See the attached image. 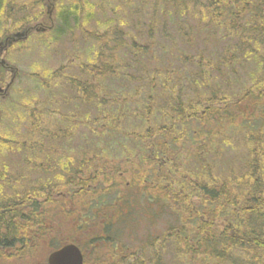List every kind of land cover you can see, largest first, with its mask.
Returning a JSON list of instances; mask_svg holds the SVG:
<instances>
[{"label": "rangeland", "instance_id": "1", "mask_svg": "<svg viewBox=\"0 0 264 264\" xmlns=\"http://www.w3.org/2000/svg\"><path fill=\"white\" fill-rule=\"evenodd\" d=\"M71 1L54 0V4L49 0L1 1L0 40L5 38L6 34L11 35L15 31L22 32L28 26L38 22L40 26L42 25L47 29L41 32L33 31L24 39L13 42L12 47L7 50V54H5L6 49L1 52L6 62L19 70V74L11 86L12 89L10 88L12 99L7 101V105H4L0 100V135L6 137L5 142L11 144L10 147L0 150L1 203L15 202L20 206L22 200L16 198V194L22 198H24L23 196L27 197L29 193L39 197V191L44 192L45 187L35 184L43 179L54 180V175L45 173L44 161L46 163L48 161L46 158L47 149L60 144V141H52L56 135H68V137L63 138L66 139L63 149L71 153L70 157L75 159L76 167L84 161L83 158L90 157L81 155L86 152L84 146L86 141L89 144H108L114 160L122 156L123 149H128V152L134 149L135 141L130 139L128 133L142 129V122L146 118L141 115L147 111V107L152 106L151 119H157L156 121L160 122L165 105H167L166 109H170L173 104L172 96L170 97L159 90L158 83H161L162 80L156 75L157 67L159 72H164L162 69H165L164 67L167 65L172 70L181 72L179 76L170 73H165V76L171 78L172 89H182L181 97L183 100L185 99L184 101L191 110L193 109L192 105L194 109H200L204 107L201 104L203 99L218 97L222 93H230L231 98L235 100L248 89L249 73L252 77L262 76L264 73V64L259 66L256 59H252L249 61L251 66L248 63V68L238 67L239 74L228 72L220 75L211 74L208 76L207 82L203 83L200 70L196 67L200 59L190 62L182 61V59L187 55L197 57V53L215 56L216 52L222 51L223 45H226L227 42L233 43L235 38L232 36L230 38L223 37L221 30L214 31L212 29L213 24L203 20L201 14L187 15V18L182 21L175 18L170 12H163L160 8L155 9L154 0H88L93 5L90 13L75 11L71 14L72 16L67 18L66 22H63L61 20L62 10L72 8ZM106 29H112V33L109 35L116 38V46L112 47L111 39L107 40L101 57L102 60L105 59L104 74L93 78V81L87 84L89 86L95 84L97 87L94 92L96 97L97 93H100L102 98L104 96L109 98L107 101L109 114L118 117L122 114V118L127 119V121L117 128H108L103 140L100 139L98 142V138L92 135L90 127L87 125L88 120L95 119L98 113L102 111V107L101 109L98 108L97 102L94 101L96 100V97L93 98L94 93L90 103L76 101V119H65V117L69 111L74 109L75 102H73L72 97L76 93L77 97H80L78 91L76 92V86H72L73 83L69 82L68 78H75L77 75L81 79L84 78L85 72L79 67V64L89 60L90 51L91 53L97 52V48L100 46L99 44L96 45L98 42L94 41V37ZM215 40L217 41L216 46L213 45ZM138 45L145 46V48L138 50ZM252 45L258 49L255 53L264 61V44L261 46L253 43ZM111 47L112 54H109L107 48ZM241 53L246 54L245 51H241ZM208 63L209 61L204 62V64ZM60 67H62L60 72L63 74L61 78L50 82L45 81L48 74H52ZM112 71L114 73L110 74ZM141 74L145 78V86L138 93L137 87L141 84L139 78ZM7 75L5 70L0 67V83L2 79L7 80ZM151 83L154 86L152 91L149 90ZM175 98L177 99V97ZM186 100L191 101L192 104ZM244 104L245 102H241L236 106V109L230 110L229 117L223 110L217 115L216 119H219L222 124L229 122V119H235V123L232 127L226 126L222 130V126L213 122L211 130L216 135L215 150L212 149L208 138L204 135L199 137V140L206 141L208 154L216 161L217 165L211 170L215 177L233 176L234 179H237L249 170L255 162L257 163L250 138L258 134V129L264 131V126L260 125V121L264 120L260 117L257 118L261 111L264 117V107L257 111H251L253 116L250 115L251 112H247L243 118L238 111H241ZM53 109H57L61 113L62 119L58 114H53L55 113L52 111ZM104 111L106 113V108ZM39 119L42 123L40 130H38L39 128H32L31 123L37 122ZM241 119H250V121L246 125H242ZM40 134H42L41 138ZM261 136H264V133ZM37 139L40 140V143L37 144L39 148L33 151L26 148H20L19 151L15 150L18 142L27 140L32 143ZM40 145L46 149L41 151ZM190 146L188 145L186 148ZM68 152L64 151V153ZM184 155L183 153L179 154L180 158L185 159ZM207 157L208 155H204L205 159ZM189 160L185 165L187 172L184 170L181 172L193 179L195 178L193 172L200 168L197 162ZM189 162L190 165H188ZM91 165L93 163L88 162L85 164V169L81 170L83 172L81 178L84 180L82 191L72 186L65 188L56 186L53 190L57 192L50 195L49 202H44L40 198L44 208L40 215H43L50 228L48 238L44 242H40V238L36 240L38 244L34 253L31 252L26 256L24 254L27 251H25L19 257L9 259L2 257L0 264H40L41 261L46 262L49 252L53 250L52 248L59 247L71 239L86 247V264H132L130 258H127L124 263H112L113 256L115 259L117 256L111 255L109 251L113 247L117 249L118 246L121 247L117 249L119 251L124 248L121 255L125 253L124 255L130 256L134 253L133 258L139 260L138 264H156L152 257L156 253L157 244L152 243V239L156 236L158 238L161 232L173 225L180 227V224L172 215L170 217L165 204L157 205L153 199H147L140 193L142 191L138 188L142 184L135 182V176L131 180V175L139 173L134 168L124 173L125 179L116 178L114 180L118 187H122V189L117 190V193L124 197L119 202L120 210L115 209L112 202L116 197L112 193V189L101 190L97 183H88L92 177ZM22 172L23 174H21ZM156 173L152 172L154 177ZM3 174L7 181L1 178ZM20 176L24 182L16 184L14 180ZM125 180H131L130 183L135 185L138 184V188L131 184L124 188L123 182ZM59 191H64V195L59 196ZM143 193L145 194V192ZM100 194L102 203L96 205L95 208L102 212L96 215L91 214L92 216L88 215L87 210L90 206L87 203H90V200L97 201V195L100 197ZM128 209H130V217H133L131 226L124 225L121 227L119 222L115 221L114 229H112L115 237L113 242L105 238L89 244L90 238L101 232L93 220L97 221L98 218H102V214L106 212L115 213L118 211L121 213ZM122 214L124 215L123 212ZM107 215L112 220L114 219L112 215ZM125 217L127 221L130 220L128 215ZM221 227L220 221L219 228ZM174 238H176L175 235L172 238L169 236L165 245L169 241H174ZM181 240L184 241L180 237L179 242H172L171 247L168 246L161 253L160 258L164 261L162 264H188L185 257V247ZM150 243L155 245L152 246ZM129 246L134 249L130 250Z\"/></svg>", "mask_w": 264, "mask_h": 264}, {"label": "trees", "instance_id": "2", "mask_svg": "<svg viewBox=\"0 0 264 264\" xmlns=\"http://www.w3.org/2000/svg\"><path fill=\"white\" fill-rule=\"evenodd\" d=\"M153 2L155 9L160 8L163 12H170L175 18L182 21L187 18V15L201 14L203 20L213 24L212 29L214 31L221 30L223 37L230 38L232 36L235 38L233 43L227 42L226 45H223L222 51L216 52L215 56L211 57L205 56L204 53H197V57L187 55L182 59V61L187 62L200 59L196 67L200 70L203 83L207 82L208 76L211 74L220 75L226 72L239 74L238 67L248 68V63L251 66L249 61L252 59H256L259 66L264 64V61L255 53L258 49L252 45L253 43L261 46L264 44V0H154ZM71 5L72 8L62 10L61 20L63 22H66L67 18L72 16L71 14L75 11L90 13L93 9L92 3L88 0H72ZM110 33H112V29H106L101 34L97 33L94 41L98 42L96 45L99 44L100 47L97 48V52L93 51L91 53L90 51L91 54H88L90 57L86 63L79 64L87 77L84 73V79L80 82L78 81L79 75L75 78H68L69 82L73 83L72 86L79 84L77 88L81 99L85 100L88 93L87 88L88 90L91 88L90 92L92 94L89 98L97 88L95 84L90 87L87 83H91L93 77L96 78L104 74L105 59L102 60L101 57L107 45V40L111 39V42H113L111 46H116V38L109 35ZM216 44L217 41L215 40L213 45L216 46ZM112 47L107 48L109 54H112ZM137 48L140 50L144 49L145 46L138 45ZM205 51L207 52V49ZM241 51H245L246 54H242ZM206 61H209V63L204 64ZM142 65H145V63H142ZM164 68L162 69L164 72H159V68H156V75L162 80L161 83H158L159 90L170 97L172 96L173 104L170 109H166L167 105H165L160 122L156 121L157 119H151L153 111L152 106L149 105L147 111H144L141 115L146 118L142 122V129L128 133L129 137L133 141L136 140V144H138L131 164L135 171L139 173L131 175V180L135 176V182L142 184L140 188L137 187V183V185L133 183H129V185H135L136 188L142 191L141 194L146 196L147 199H153L157 205L165 204L170 217L172 215L176 222L180 224V227L173 225L161 232L158 238L156 236L152 239V243L157 244L156 253L152 259L155 260L156 264H162L164 261L160 258L161 253L168 246L171 247L172 242H179L180 237H182L185 241L181 240L185 247V257L188 264H264V136H261L264 131L258 129V134L250 138L257 163L255 162L249 170L237 179H234L233 176L215 177L211 170L217 165L216 161L208 154L206 141L199 140L200 135H204L210 140L212 149L215 150L216 135L211 130L213 122H217L222 126V130L226 126L232 127L235 123V119H229L226 124L224 122L222 124L219 119H216L222 110L229 117L230 110L236 109L237 105L245 102L241 107V111H238L245 118L247 112L263 109L264 73L262 76L255 77H252L249 73L248 89L235 100L231 98L230 93H222L218 97L203 99L201 104L204 107L200 109H194L192 105L193 109L191 111L189 105L184 101L185 99L183 100L181 97V94H183L182 89H172L171 78L165 76V73L179 76L181 72L172 70L169 65ZM61 70L62 67L52 74H48L45 81L50 82L61 78L63 76ZM113 73L114 71L110 72V74ZM139 78L141 84L137 87L138 93L145 86L143 75L141 74ZM177 85L180 86L179 83ZM149 90H154L152 83ZM95 97L94 93L93 98ZM89 98L87 97L88 100ZM94 101L97 102L98 108L101 109L102 107V111L98 113L95 119L88 120L87 125L90 127L92 135L96 136L99 142L100 139L103 140L108 128H117L125 124L127 120L122 118V114L119 116L120 118L109 114V109L105 113V106L109 105L105 102L109 101V98H105V96L102 98V95L97 93ZM186 101L192 104L191 101ZM250 115L253 116L254 114L251 112ZM258 117L264 120L262 111L259 112ZM249 121L250 119H241V124L246 125ZM31 124V127L36 129L42 126L41 119ZM260 125L264 126V121H260ZM41 137L42 134H40ZM66 137H68L66 134L54 136L52 141H60V144L47 149L46 158L48 161L47 163L44 161V170L46 174L54 175V180L43 179L38 182L40 184H35L36 186L45 187L44 192L37 189L39 197L29 193L27 197L23 196L20 206L15 202H0V258L19 257L25 251L27 252L24 255L28 256L31 252H35L38 238H40V242H44L48 238L50 228L43 215H40L44 209L40 198L44 202H49L50 195L57 192L53 190L56 186L61 188L72 186L82 191L84 180L81 178L83 175L81 170L85 169V164H88V162L93 163L90 166L92 177L88 183H97L98 188L101 190L112 189V193L115 194L116 198L122 196L117 193L120 188H117L114 180L116 178L125 179L123 175L125 172L122 171L124 166L121 165V158L114 161L108 144H89L86 141L84 143L86 152L81 155L90 157L83 158L84 161L81 160L83 162L76 167L74 164L75 159L70 157L71 153L63 149L66 141L63 138ZM6 140V137L0 135V150L11 146V144L5 142ZM38 143H40L39 139L33 143L24 140L17 143L15 150L19 151L20 148H26L33 151L39 148L37 147ZM188 145L191 146L186 148ZM43 149L46 148L40 145V150ZM64 151L68 153H64ZM180 153L185 154L186 158H180ZM204 155H208V157L205 159ZM188 160L197 162L200 168L198 171L196 169L193 172L195 174L193 179L181 172V170L187 172L185 165H187ZM188 165H190V162ZM153 168L157 172L155 177L151 173ZM199 171L200 173L197 174ZM97 179H100V181L97 182ZM17 181L18 179H16ZM89 202L87 204L90 207L94 206L93 201L90 200ZM39 203L40 206H38ZM112 206L118 208L117 199L113 200ZM128 214L130 217V210ZM102 215V218H98L97 221L93 220V222L98 225V229L101 232L103 231L104 234L100 232L91 237L89 240L90 245L92 242L95 243V240L105 238L113 242L115 237L112 229H114L113 224L115 221H118L121 227L124 225L129 227L133 221L132 216L127 221V219L116 216L112 220L107 213ZM220 221L221 228H219ZM173 235L176 237L174 241H169L165 245L168 237L172 238ZM67 242H74L82 249L86 248L74 239ZM56 248L58 247L52 249ZM130 248V250L134 249ZM123 250L124 248L119 251L116 247H113L109 251L111 255L117 256L116 259L113 256L112 263H124L127 258H130L132 264H138L139 260L133 258L134 253L130 256L124 255L125 253L121 255ZM40 264H46V262L41 261Z\"/></svg>", "mask_w": 264, "mask_h": 264}, {"label": "flooded vegetation", "instance_id": "3", "mask_svg": "<svg viewBox=\"0 0 264 264\" xmlns=\"http://www.w3.org/2000/svg\"><path fill=\"white\" fill-rule=\"evenodd\" d=\"M37 30L40 31V23L39 22L28 26L22 32L15 31L11 35L6 34V37L3 38L2 40H0V67L5 70L6 75L7 74L9 75V76L7 75V80L2 79V81L0 83V100H2L4 105H7L8 104L7 101L12 99V97H10L11 93H12L10 88H11V86H12V84H13L16 76H17V74H19V70L15 66H13L12 64H9L8 62H6V60L3 57V54H1V52H2L3 49L4 50L6 49L5 54H7V50H8L9 47H12V45H13L12 43L13 42L20 41L21 39H24L25 37L30 35L33 31L38 32ZM20 34H23V35H20ZM7 45H10V46L7 47ZM4 56L6 57V55H4ZM3 85H4V87H2ZM105 103H107V101ZM105 108H106V112H107L108 105H106ZM0 119H1V116H0ZM38 130H40V128ZM124 159L126 161L123 162V166H124V168L122 169L123 171L127 170L128 167L132 166V164H131L132 158H128V157L125 158L124 157ZM155 170H156L155 168L151 169V173L153 172L155 174ZM1 178L5 179L4 174L1 176ZM99 181H100V179H97V182H99ZM22 182H23L22 179L18 180L17 182L15 181L16 184H21ZM125 183L128 184V180L125 181ZM15 197L20 199V201L23 200L22 196H20V195L16 194ZM116 199L118 200V203H119L121 200L124 199V197H119V198H116ZM21 203H22V201H21ZM24 207H26V206H24ZM90 212H89V215H91V214L92 215H96V214H100L102 211H99L98 208L92 207Z\"/></svg>", "mask_w": 264, "mask_h": 264}, {"label": "water", "instance_id": "4", "mask_svg": "<svg viewBox=\"0 0 264 264\" xmlns=\"http://www.w3.org/2000/svg\"><path fill=\"white\" fill-rule=\"evenodd\" d=\"M48 264H82V255L77 246L67 244L49 255Z\"/></svg>", "mask_w": 264, "mask_h": 264}, {"label": "bare ground", "instance_id": "5", "mask_svg": "<svg viewBox=\"0 0 264 264\" xmlns=\"http://www.w3.org/2000/svg\"><path fill=\"white\" fill-rule=\"evenodd\" d=\"M116 243V242H115ZM87 254V253H86ZM90 260V259H89Z\"/></svg>", "mask_w": 264, "mask_h": 264}]
</instances>
